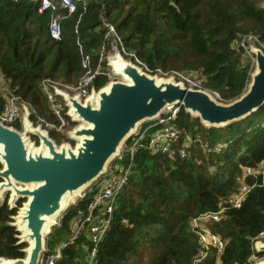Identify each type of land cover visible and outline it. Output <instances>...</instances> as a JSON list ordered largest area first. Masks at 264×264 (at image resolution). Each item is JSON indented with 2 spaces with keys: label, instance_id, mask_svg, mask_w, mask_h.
I'll list each match as a JSON object with an SVG mask.
<instances>
[{
  "label": "trees",
  "instance_id": "16d2710c",
  "mask_svg": "<svg viewBox=\"0 0 264 264\" xmlns=\"http://www.w3.org/2000/svg\"><path fill=\"white\" fill-rule=\"evenodd\" d=\"M84 1L73 14L58 10L61 34L54 40L50 13H39L37 1L0 0V73L8 93L34 111L31 123L38 117L58 126L40 88L43 79L77 84L85 74L84 57L92 72L98 66L105 72L107 64L100 57L114 39L106 37L104 22L113 26L122 55H131L133 64L137 59L144 72L195 74L201 90L218 94L222 104L245 93L254 71L234 42L253 35L264 47V0ZM109 82L108 76L98 74L91 88L99 91ZM4 102L0 91V111ZM64 119L71 129L76 126L65 114ZM174 125L180 139L172 158L145 149L134 153L128 183L116 198L94 264H250L251 256L264 257L253 248V240L264 232V105L222 128H205L181 106ZM47 132L58 144H73L67 135ZM186 137L191 140L187 147ZM180 148L186 150L183 158ZM260 167L258 174L244 175L245 169ZM242 181L252 189L241 207L225 210L219 222L208 226L226 242L222 254L211 250L194 263L200 247L191 221L217 212ZM91 195L62 215L47 239L50 252L70 238V223L78 211L85 213ZM24 202L20 199L13 209L6 201L0 203V258L25 257L27 244L19 243L20 233L12 226ZM86 245L90 243L80 236L54 264H86Z\"/></svg>",
  "mask_w": 264,
  "mask_h": 264
},
{
  "label": "water",
  "instance_id": "95a60500",
  "mask_svg": "<svg viewBox=\"0 0 264 264\" xmlns=\"http://www.w3.org/2000/svg\"><path fill=\"white\" fill-rule=\"evenodd\" d=\"M252 50L255 65L250 83L245 93L229 104L219 103L207 91L186 88L172 77H150L115 52L118 60L110 65L127 83L109 82L99 91L92 90L83 103L65 92L58 93L67 103V116L76 123L66 134L74 147L62 143L57 149L47 131L33 128L27 111L22 116L23 132L0 123V203L6 201L13 209L20 199L25 201L12 226L20 233L19 243L27 244L23 259L0 258V264H39L53 219L74 206L105 174L137 129L154 121L166 108L182 106L205 128H222L259 110L264 105V54ZM26 131L39 139V149L29 144ZM68 197L72 201L64 204ZM256 248L264 253V245L256 244Z\"/></svg>",
  "mask_w": 264,
  "mask_h": 264
},
{
  "label": "built area",
  "instance_id": "2783aa9c",
  "mask_svg": "<svg viewBox=\"0 0 264 264\" xmlns=\"http://www.w3.org/2000/svg\"><path fill=\"white\" fill-rule=\"evenodd\" d=\"M34 1L39 3V13H50L48 26L49 35L54 40H60L61 34V17L58 10L62 9L68 14H73L76 10L77 4H85L84 0H59L58 3H53L51 0ZM103 24L107 29L106 37L114 39V43L112 44H119L120 40L116 36L113 26L106 24L105 22ZM234 45L244 51V54L248 57L252 68H254L255 65V55L252 47L259 49L264 53V47L258 41V38L253 35L243 36L239 40H236ZM123 55L128 56L124 52ZM104 57V54H102L100 57V63H103ZM133 62L134 65L141 68L139 66L140 62L137 59H134ZM82 68L85 69V74L75 85L63 84L49 78L41 81V91L47 99L49 107L58 122V126L47 123L37 117L36 123L30 122L34 128L40 127L42 130L45 129L46 131H51L50 129H52V131L61 134L66 126L64 114L67 116L68 107L63 97L58 93L60 91L65 92L69 94L70 97H77L78 100L83 103L93 90L91 88L92 81L96 75L105 74L110 78L107 71L108 68H105V72H103V69L98 66L96 71L92 72L90 70V60L88 57L83 58ZM157 74L163 78L172 77L175 81L182 82L186 88L201 90L197 81H193L183 74H164L157 71L154 75ZM1 94L5 102L3 109L0 111V123L7 127H13L15 123H19L23 129V113L27 111L30 116V114H33L34 111L31 110L29 106L18 96L9 94L8 92L6 94L1 92ZM212 95L216 101H220L218 94L212 93ZM180 107V105H175L166 108L154 121L148 122L147 124L139 127L137 131L127 140V142L120 149L119 154L108 165L105 174L101 176L91 187H89L78 199L80 200L84 198L87 194H92L91 199L87 204L85 213L83 214L81 211H78L77 215L72 219L73 229H71L72 235L70 238L66 242L56 246L52 252L49 251L46 243L45 252L41 257L39 264H54L55 261L60 259L61 251L82 235H84L90 243V245H86L85 248V252L87 254L86 264H94L98 246L110 227L116 198L128 183L129 174L131 168L133 167L134 153L139 149H145L154 155L160 154L169 158L174 156V145L180 139V131L175 127L174 122L177 118ZM184 140V146H189L191 140L187 137ZM124 154L129 156V161L126 163L124 162ZM178 154L183 158L186 156V150L180 148L178 150ZM258 170L245 169L244 175L251 176L262 171L257 172ZM239 184L240 185L237 191L233 195L220 202L219 210L217 212L203 214L191 221V229L195 233L200 247L197 256L194 258V263L200 262L211 250H215L218 256L222 254L226 242H224L218 235L213 234L208 227H204L202 222L205 220L219 222L226 209H239L241 207L252 188L246 185L243 181ZM257 240L264 242V232H261L253 240V248L255 251V244Z\"/></svg>",
  "mask_w": 264,
  "mask_h": 264
},
{
  "label": "rangeland",
  "instance_id": "374dc122",
  "mask_svg": "<svg viewBox=\"0 0 264 264\" xmlns=\"http://www.w3.org/2000/svg\"><path fill=\"white\" fill-rule=\"evenodd\" d=\"M111 41H108V49H106V54H105V57H104V60H105V63L107 64V68H108V73H109V76H110V82H121V83H127L128 81L126 80V78L121 74V72L120 71H113V68L111 67V65H110V63H114V60H115V58H114V54H115V52H117L118 54H119V56L122 58V60L123 61H126V62H129V61H131L130 60V57H127V56H124V55H122V53H121V51H120V49H119V46L117 45V43L116 44H112L111 45ZM252 45V44H251ZM249 46V45H248ZM255 47H253V49H254ZM246 56V55H245ZM246 59L248 60V57L246 56ZM132 62V61H131ZM138 67V66H137ZM118 70V69H117ZM140 70L142 71V69L140 68ZM253 70H254V68H253ZM143 73H145L144 71H142ZM146 75H148V76H150V77H156V78H159V77H161L159 74H157V75H154V74H148V73H145ZM189 79H191V80H195V81H197V80H199L197 77H196V75L195 74H191V75H188L187 76ZM176 82H179V81H176ZM184 87H186L185 85H184ZM0 91L3 93V94H6L7 92H8V88H7V85H0ZM67 114H68V112H67ZM70 116V115H69ZM193 116V115H192ZM70 118L72 119V117L70 116ZM73 120V119H72ZM36 126H38V125H36ZM45 130V129H44ZM50 130H52V129H50ZM71 131L72 129L68 126V124H67V126L63 129V132H61V134L60 133H58V134H60V135H66V134H68V132L69 131ZM46 131V130H45ZM20 132H23V129L21 128V130H20ZM63 133V134H62ZM26 137L29 139V144H31V145H33V148H36V149H39L41 146H40V143H39V139L38 138H36L37 140L35 141V142H33L32 141V135H26ZM31 140V141H30ZM53 142H54V144L56 145V148L57 149H59V147L61 146L60 144H62V143H66V142H62V143H60V144H58V143H56L54 140H52ZM73 142V141H72ZM35 143V144H34ZM74 144H75V142H73V144L71 145L72 147H74ZM263 169V167H261V168H259V170L257 171V172H260L261 170ZM7 193H5L3 196L5 197V195H6ZM68 202H71L70 200L68 201ZM227 210V209H226ZM61 217H62V214L60 215V216H58V217H56L55 219H53L54 220V222H55V224L52 226V231H53V229L55 228V227H57V225H59V223H60V219H61ZM212 223V221H209V220H205L204 222H202V225L204 226V227H208L209 226V224H211ZM209 228V227H208ZM22 234V233H21ZM48 237L49 236H47L46 238L48 239ZM47 239H46V241H47ZM256 244H260V245H264V242L263 241H259V240H257L256 241ZM256 244H255V249H257L256 248ZM264 261V257H260V258H256V257H251L250 259H249V263L250 264H261L262 262Z\"/></svg>",
  "mask_w": 264,
  "mask_h": 264
},
{
  "label": "crops",
  "instance_id": "0c3cea01",
  "mask_svg": "<svg viewBox=\"0 0 264 264\" xmlns=\"http://www.w3.org/2000/svg\"><path fill=\"white\" fill-rule=\"evenodd\" d=\"M3 84L6 85V82L4 81V79L0 73V85H3ZM70 228L73 229V222L72 221L70 223Z\"/></svg>",
  "mask_w": 264,
  "mask_h": 264
},
{
  "label": "bare ground",
  "instance_id": "6f19581e",
  "mask_svg": "<svg viewBox=\"0 0 264 264\" xmlns=\"http://www.w3.org/2000/svg\"><path fill=\"white\" fill-rule=\"evenodd\" d=\"M113 56H115V54H114ZM115 59L118 60V56H116ZM122 63H123V62H122ZM123 64H124V63H123ZM124 65H125V64H124ZM125 67H126V66H125ZM156 79H157V80H160L159 78H156ZM33 128H34V127H33ZM26 132L29 133L28 131H26ZM69 200L72 201V198H71V197H68V198L64 201V204H65L66 202H68ZM68 203H69V202H68Z\"/></svg>",
  "mask_w": 264,
  "mask_h": 264
},
{
  "label": "flooded vegetation",
  "instance_id": "af4514ba",
  "mask_svg": "<svg viewBox=\"0 0 264 264\" xmlns=\"http://www.w3.org/2000/svg\"><path fill=\"white\" fill-rule=\"evenodd\" d=\"M13 128H14V126H13ZM18 130V129H17ZM20 130H21V128H20ZM20 130H18L19 132H20ZM27 135H28V133H27ZM29 136V135H28ZM33 137V136H32ZM33 141V140H32ZM35 142V141H34Z\"/></svg>",
  "mask_w": 264,
  "mask_h": 264
}]
</instances>
